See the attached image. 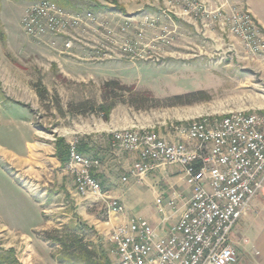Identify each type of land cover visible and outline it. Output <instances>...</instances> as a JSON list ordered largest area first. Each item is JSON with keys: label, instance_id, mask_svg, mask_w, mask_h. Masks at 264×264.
<instances>
[{"label": "rangeland", "instance_id": "374dc122", "mask_svg": "<svg viewBox=\"0 0 264 264\" xmlns=\"http://www.w3.org/2000/svg\"><path fill=\"white\" fill-rule=\"evenodd\" d=\"M212 1L77 0L95 20L62 38L29 36L21 21L32 2L2 1L0 264H10L11 249L22 264H60V245L48 239L59 231L102 246L119 263L115 227L104 230L110 208L77 193L69 157L62 164L56 155L58 139L67 148L79 140V149L92 141L85 153L102 164V152L129 153L112 146L117 130L184 136L199 117L241 110L264 117V54L233 32V16L248 12L263 40L264 30L244 6ZM111 80L130 88L108 92ZM130 168L115 170L120 183Z\"/></svg>", "mask_w": 264, "mask_h": 264}, {"label": "built area", "instance_id": "2783aa9c", "mask_svg": "<svg viewBox=\"0 0 264 264\" xmlns=\"http://www.w3.org/2000/svg\"><path fill=\"white\" fill-rule=\"evenodd\" d=\"M94 20L91 12L39 0L26 7L21 23L29 36L62 38L85 30L82 27ZM233 22V32L254 52L264 54V40L252 16L238 12ZM127 46L125 51L132 49ZM181 131L188 142L168 141L153 129L114 132L115 149L137 154L124 180L174 164L183 167L192 188L179 220L167 234L159 233L148 219L138 217L114 228L110 239L118 264H234L238 259L232 243L233 227L264 188V117L258 112L231 111L215 120L193 119ZM100 166V159L80 151L79 140L70 143L68 168L77 193L104 200L110 210L122 213L123 205L105 196L95 176ZM174 204L169 201L170 206Z\"/></svg>", "mask_w": 264, "mask_h": 264}, {"label": "crops", "instance_id": "0c3cea01", "mask_svg": "<svg viewBox=\"0 0 264 264\" xmlns=\"http://www.w3.org/2000/svg\"><path fill=\"white\" fill-rule=\"evenodd\" d=\"M214 2L223 7L244 6L264 30V0H214ZM160 135L171 142L189 141L187 137L175 133L161 132ZM92 144L90 141L87 146ZM111 152L114 153V150ZM100 154L103 157L105 155L106 160L95 170V176L101 181L105 196L117 199L124 207L122 213L108 209L110 218L106 223L109 229L104 230L110 232L114 227L138 217L148 219L159 233L167 234L170 227L179 220L185 203L192 194L183 167L174 164L159 166L141 178L130 177L127 182L120 183L115 177V170L123 167L128 172L137 159V154L127 153L118 157L110 156L108 151ZM160 200L161 206L164 207L163 212L159 210ZM171 200L175 203L173 206L169 205ZM102 202L105 204L104 200ZM234 227L232 243L238 256L234 264H264V188L251 201L249 208Z\"/></svg>", "mask_w": 264, "mask_h": 264}, {"label": "trees", "instance_id": "16d2710c", "mask_svg": "<svg viewBox=\"0 0 264 264\" xmlns=\"http://www.w3.org/2000/svg\"><path fill=\"white\" fill-rule=\"evenodd\" d=\"M3 0H0V7ZM16 2H34L39 0H13ZM58 5L65 7L76 9L78 6L76 4L77 0H50ZM121 87L124 89H128L130 87L126 85H121L118 80H111L105 83V88L108 92H112L116 87ZM42 95V94H41ZM182 96L177 95L174 97L176 102H180L182 100ZM105 115L108 117L111 110L112 105L109 107H103ZM87 148L86 143H82L80 146V151H85ZM56 155L62 162L65 164L67 161V157H69V148H67L65 144V140L63 138L58 139L56 142ZM48 239L52 240L54 243L60 245L54 257L60 264H111L110 259L106 253V250L100 245H93V247H89L87 243L83 242V239L77 235L76 233H70L68 236L63 231L56 232L54 235L48 237ZM12 253V257L8 259L10 264H22L19 259L13 254V249L10 250Z\"/></svg>", "mask_w": 264, "mask_h": 264}]
</instances>
